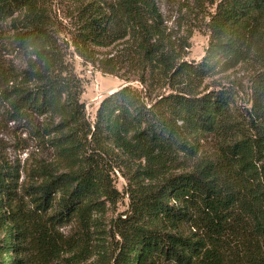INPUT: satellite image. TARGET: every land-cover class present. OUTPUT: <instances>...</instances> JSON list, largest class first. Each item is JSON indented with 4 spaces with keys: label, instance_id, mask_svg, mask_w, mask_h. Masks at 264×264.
Wrapping results in <instances>:
<instances>
[{
    "label": "trees",
    "instance_id": "trees-1",
    "mask_svg": "<svg viewBox=\"0 0 264 264\" xmlns=\"http://www.w3.org/2000/svg\"><path fill=\"white\" fill-rule=\"evenodd\" d=\"M36 2L0 0V24L31 14L14 43L35 59L4 95L14 120L44 118L38 132L57 163L32 167L21 182L20 168L0 161V264H59L73 248L59 227L78 222L81 242L100 230V200L120 198L108 172L119 160L135 178L109 264H264V0H208L216 11L204 15L210 39L200 63L186 60L198 15L182 36L152 0L79 15L75 53L95 67L97 49H117L102 72L121 78L127 68L146 87L110 94L94 122L84 83ZM242 66L253 72L250 109H234L230 88L198 92L217 70Z\"/></svg>",
    "mask_w": 264,
    "mask_h": 264
},
{
    "label": "rangeland",
    "instance_id": "rangeland-1",
    "mask_svg": "<svg viewBox=\"0 0 264 264\" xmlns=\"http://www.w3.org/2000/svg\"><path fill=\"white\" fill-rule=\"evenodd\" d=\"M36 1V15H47L46 19L49 20V25L62 41L68 64L74 67L77 75L84 83V94L81 97V102L85 104L87 116L91 121H95L101 102L122 87L130 85L143 90V94H145L146 87L139 83L138 78L134 76L137 74L135 72L132 74V70L122 68L120 74L124 76L121 78L102 72L100 62H107L116 56L117 49H97L96 61L98 62L93 67L75 53L70 41L71 33H74L78 27L79 15H91L92 10L98 8L107 12L111 6L116 5L118 0ZM152 1L155 2L160 14L164 15L169 31L177 36L185 34L187 29L185 22L186 20L189 21L190 15H198V20L195 23L189 22L195 26L193 27V36L190 39L191 48L186 52V60L200 63L209 47L210 39V33L206 27L209 19L204 15L214 14L216 6L207 2L208 0H200L199 4L203 3L202 9L196 11L198 0ZM15 15V18L0 24V161L4 165L19 167L22 182L32 167L40 163L55 165L57 157L38 132L46 124L44 118L14 120L10 117L9 105L5 100L4 91L12 88L16 82H20L24 72L34 67L35 61L28 52L20 49L14 43L17 33L24 30L23 21L26 18L24 15L31 14L19 12ZM252 73V70L246 66L237 67L228 72L217 70L205 79L198 92L208 93L223 88L233 89L236 93L234 109L245 111L251 107ZM157 93L163 94L164 90H159ZM211 147L212 142L208 140L205 143L206 151H211ZM66 171V169H61L60 173ZM108 172L113 187L120 193L119 200L116 203H111L106 198L100 200L101 204L103 203L107 207V212L97 215L100 220V230L92 229V234L84 237V242H81L83 238L78 222L74 221L58 228L62 240L73 247L59 264H109L120 240L116 235L114 222L129 210L130 200L127 192L131 184L133 185L135 177L121 160L118 164L109 167ZM81 243L84 245V249L79 246ZM105 255L107 261L101 259Z\"/></svg>",
    "mask_w": 264,
    "mask_h": 264
},
{
    "label": "water",
    "instance_id": "water-1",
    "mask_svg": "<svg viewBox=\"0 0 264 264\" xmlns=\"http://www.w3.org/2000/svg\"><path fill=\"white\" fill-rule=\"evenodd\" d=\"M124 87H125V86H124ZM122 88H123V87H122ZM122 88H121V89H122Z\"/></svg>",
    "mask_w": 264,
    "mask_h": 264
}]
</instances>
